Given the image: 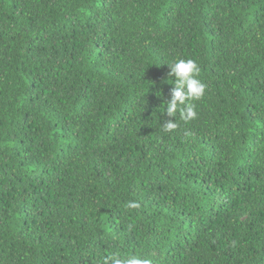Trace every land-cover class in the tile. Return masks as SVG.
Instances as JSON below:
<instances>
[{
	"label": "trees",
	"instance_id": "trees-1",
	"mask_svg": "<svg viewBox=\"0 0 264 264\" xmlns=\"http://www.w3.org/2000/svg\"><path fill=\"white\" fill-rule=\"evenodd\" d=\"M131 255L264 264V0H0V264Z\"/></svg>",
	"mask_w": 264,
	"mask_h": 264
},
{
	"label": "clouds",
	"instance_id": "clouds-1",
	"mask_svg": "<svg viewBox=\"0 0 264 264\" xmlns=\"http://www.w3.org/2000/svg\"><path fill=\"white\" fill-rule=\"evenodd\" d=\"M168 63V62H167ZM170 71L168 77L172 78L174 87L171 89V98L166 101V113L169 117H175L179 112L185 122L196 118L195 105L192 103L203 97L206 85L198 78L200 68L192 59H177L168 63ZM178 127L175 120H167L163 124L164 132H171ZM128 208H139L136 201H129ZM151 264L149 259H142L139 256L131 255L125 257H105L103 264Z\"/></svg>",
	"mask_w": 264,
	"mask_h": 264
}]
</instances>
